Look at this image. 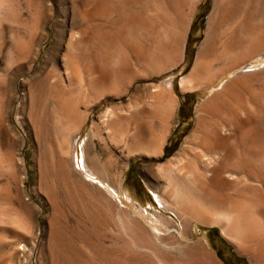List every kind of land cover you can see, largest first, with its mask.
<instances>
[{
  "label": "rangeland",
  "instance_id": "obj_1",
  "mask_svg": "<svg viewBox=\"0 0 264 264\" xmlns=\"http://www.w3.org/2000/svg\"><path fill=\"white\" fill-rule=\"evenodd\" d=\"M254 1L0 0V264H106L102 258L264 264V45L252 60L249 46L264 40V18L253 15ZM216 9L222 18L207 55L212 84L180 89ZM236 52L240 67L216 83ZM246 70L254 75L246 76L242 89H222ZM161 89L162 99L176 103L160 133ZM158 136H165L161 156L149 147V138ZM191 137L185 175L201 171L202 152L232 148L231 156L215 162L222 166L216 186L234 204L249 205L244 217L252 223L239 226L246 229L243 249L223 237L219 225L189 220L178 230L181 221L170 213V229L152 228L148 205L162 207L145 180L165 197L166 179L147 177L145 170L167 162ZM83 153L113 188L120 187L117 206L86 187L109 216L104 224L93 222V211L83 217L69 205L56 170L45 180L55 207L44 190V161L55 168L57 156L73 157L84 172ZM51 222L62 233L58 261L48 257Z\"/></svg>",
  "mask_w": 264,
  "mask_h": 264
},
{
  "label": "bare ground",
  "instance_id": "obj_2",
  "mask_svg": "<svg viewBox=\"0 0 264 264\" xmlns=\"http://www.w3.org/2000/svg\"><path fill=\"white\" fill-rule=\"evenodd\" d=\"M221 2H222V0H216V3L219 4V6L222 5ZM253 10H254V12H253L254 16H256L257 18H259V17L264 18V0H255L254 4H253ZM218 11H219V9H216V11L209 18V22H208L209 26H208V31L206 34V41H205L204 45H202L201 48L199 49L195 65H194L193 69L191 70L190 74L187 77H184L181 79L180 89L182 88L185 90H188V89L192 90V89H195L193 87H195V85L199 84L201 81L206 82L208 80H211V81H208L210 83L213 80L212 78H210L211 77L210 68H209L210 62L208 61L207 55H208V42H210L213 32L217 33L216 32V30L218 28L217 27V24H218L217 21L222 18L221 15L220 16L218 15V13H220ZM253 27H255V26H253ZM253 27H252V29H253ZM258 37H261V36H258ZM251 42H252V40H251ZM254 43L252 42L251 44H254ZM263 45H264V40H261V38L259 39L258 42H256L254 44V46L249 45V46H252V48H253L252 51H250L251 52L250 54L253 56L252 58L250 57V60H252L255 57L254 52L257 51V53H258V51L261 49V47ZM247 48H245V50ZM240 51H237V52H240ZM237 54L238 55L235 56V58L231 61L229 66L221 69V71L225 72L224 73L225 75H222L221 77H219L216 80V83H218V81H220L223 76H226L230 72H233L240 67L241 60L243 58L241 59V57L239 56V53H237ZM250 54H248V55H250ZM250 73L251 74L253 73V75H254V71H251V70H246V71L240 72L239 74H235V76L230 81H228L230 78L227 80L228 82H226L227 83L226 86L224 84L225 88L223 87L222 89L226 90V88H228V87H230L232 90H234L235 88L238 90L242 89L243 84L246 81V76H248V74H250ZM254 78H256V77H254ZM210 84H212V83H210ZM166 86H167L166 87L167 89H170V82H167ZM247 88H248V84H247ZM228 90H230V89H228ZM227 91H223L222 93H224V92L226 93ZM164 92H165V90L161 89L157 94V96H158V98L162 104L161 111H160L159 123H158V125H159L158 130L160 131V133L162 131H165V128L167 126L166 123H168V121L172 120V117H173V114L175 111V103H176L175 102L176 100L173 101V99H174L173 97L169 98L168 100L162 99V98H165L163 96L165 94ZM34 94L32 91V93H31L32 97L31 98L34 97ZM31 102H33V101H31ZM211 102H214V100H212ZM33 106H34V104H33ZM39 130H40V128H39ZM38 133H40V131L37 132L36 134L39 135ZM237 133H239V132H237ZM202 137H203V135H202ZM203 138H205V136ZM259 138L262 140L261 136ZM215 139H213V140H215ZM242 139H244V138H242ZM198 140H199V138H198ZM255 140H257V139L255 138ZM195 142L197 143L198 141H195ZM164 143H165V136H162V137L158 136V138H155V137L149 138V147L154 149L153 152L158 156H161L163 154ZM191 143H192V137L186 139V141L184 142L183 147L180 150V152L179 153L177 152V154L175 156H173L171 159H168L167 162L160 164V165H157V166L147 167L145 170V175L147 177L152 176L153 178H158L159 176H161V177L166 179V186L164 188L165 197L163 195H160L156 191V188L152 185V183H150L148 180H145L149 190H151L153 192L154 197L156 198V200L158 202V205H160L162 207L160 210L157 209V206H155L152 203V201L148 205L149 209H150L149 211L151 213L150 222L152 224V228H153V230L158 231V232L160 230L159 227L170 229L172 226V221H173L172 218L167 215V213L168 214L170 213V214H173L174 216H176L177 218H179L181 221V225H177L178 230L179 229L182 230L185 223L187 224V222H189V220L200 221L203 224L209 225V226L219 225V226H221L222 236L229 239V240L233 239V240L237 241V247L239 249H243L240 246V242H242L246 238L245 237L246 235H244V233L246 232V229H242L243 227L240 229L239 226H240V223L242 221L247 220V217H249V215H246L247 217H244L245 216L244 211L249 205L246 207V206L241 205L239 203L234 204L227 195L224 194L225 195L224 196V195H222L223 193L222 194L219 193L220 191L223 192V188H222V190L218 191V188L216 186L217 185L216 181L221 178V167L222 166L215 165V162L220 160V159L227 158V157L231 156L232 152H233L232 148L231 149L216 148V149L208 150L205 153L202 152L203 154H200V157H199V159H201V161H203L202 165H201L202 166L201 171H194V172L191 171L190 173L187 172L188 174L185 175L183 173L184 170L182 171V169H185L184 166L187 165L186 163H188L187 161L190 159V156H193V154H192V150H193L192 146L193 145L191 146L190 145ZM207 149H209V148H207ZM84 155L85 154L83 153L82 157ZM195 157H198V156H195ZM71 158L72 159L69 160V159L63 158L62 156H57L55 159V162L53 161L55 163V164L53 163L54 164L53 166L55 168H52L51 164L48 161H44V163H43V168L41 171V179L43 180V183H44L45 193L51 199V206L55 207L56 205H54V200H53L52 196L50 195L51 191L49 192V188L46 186L45 180L47 179L46 176L48 177V175H49L47 173H49V171H51V169H54V170H56V174H57V178L59 180L61 191L64 194L69 205L72 206L75 210H78L79 213L83 215V217H87L89 212L93 211L94 215L92 216V220H93V222H96V221L99 222V225L104 224V222L107 223L108 217H109V216H107V212H105L104 209L100 205L95 204L94 202H91V199L89 198V192L86 189V187H87V185H93L98 191L104 192L106 194V198L109 201L114 202L116 204V206L118 205L116 202V199L119 198L118 195L120 194V187H119V189H117L116 187H115L116 189L113 188V186L108 181H106L104 179V176H101L99 173L96 172L95 167L87 164L86 160H84V157L82 158L83 171L84 172L79 171V169H76L74 167V158L73 157H71ZM194 169H196V168H194ZM199 169L200 168H198L197 170H199ZM243 172H244V170H243ZM75 177L77 178V180L73 179ZM119 179H120V177H119ZM222 184H225V183H222ZM221 186L223 187V185H221ZM112 202H110V203L112 204ZM242 204H243V202H242ZM230 206H233V207L231 208ZM115 208L117 209V207H115ZM249 219L251 222V218H248V220ZM248 220L245 223H247ZM245 223H243V224H245ZM53 224L54 223H52V222L50 223L48 245L47 246L49 248L48 257L50 258V260L54 261V260H57L58 257L60 256L59 255L60 253L57 250V248H58L57 243L59 241H61V236H62L61 234L62 233H60V231L57 228H55ZM246 228H248V226ZM247 231L249 232L248 229H247ZM253 231H250V232L252 233ZM256 232H258V231H256ZM126 257H128V256H126ZM129 259L132 260L131 257ZM102 260L106 264H119V263H116L115 261H113L109 258H105V259L102 258ZM123 260L125 261L126 259H123ZM251 261H253L252 258H251ZM130 263H132V262H130ZM64 264H70V261L66 259ZM142 264H148V263L142 262ZM201 264H203V263H201Z\"/></svg>",
  "mask_w": 264,
  "mask_h": 264
},
{
  "label": "crops",
  "instance_id": "obj_3",
  "mask_svg": "<svg viewBox=\"0 0 264 264\" xmlns=\"http://www.w3.org/2000/svg\"><path fill=\"white\" fill-rule=\"evenodd\" d=\"M242 262H243L244 264H250L246 259H243Z\"/></svg>",
  "mask_w": 264,
  "mask_h": 264
}]
</instances>
